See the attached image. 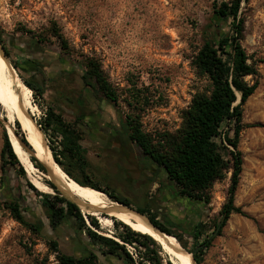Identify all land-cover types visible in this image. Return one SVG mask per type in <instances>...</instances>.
Returning a JSON list of instances; mask_svg holds the SVG:
<instances>
[{
    "label": "rangeland",
    "instance_id": "1",
    "mask_svg": "<svg viewBox=\"0 0 264 264\" xmlns=\"http://www.w3.org/2000/svg\"><path fill=\"white\" fill-rule=\"evenodd\" d=\"M221 1L230 0H0V28L9 61L33 104L27 107L30 119L40 128L47 109L52 107L66 122L76 124L83 132L81 143L96 182L129 198L134 209L148 207L159 220L176 224L177 228H171L184 235L189 247L193 240L181 229L204 220L207 227L200 241L208 237L212 241L203 251L201 264H264V0H241V15L245 18L242 44L260 74L258 88L243 106L245 128L239 142L243 170L235 204L246 215L232 214L215 235V223L222 220L220 210L228 198L231 171L214 182L209 190L210 202H198L202 208L192 210L175 199L167 202L162 196L163 177L157 165L144 158L134 144L112 133L118 116L132 112L125 100L134 85L147 97L141 112L146 132H173L181 126L184 109L194 94L209 84L197 74L193 59L210 32L214 5ZM55 30L63 39L54 35ZM32 36L43 40L36 50L30 47ZM65 53L71 57L70 63ZM91 58L101 63L120 95L119 103L101 95L98 103L81 106L85 84L80 64ZM39 91L43 94L38 95ZM0 102L1 181L4 133L7 131L11 138L10 127L16 132L18 119L12 106H6L1 99ZM10 114L14 115L12 124ZM222 130L233 136L228 123L222 125ZM22 132L26 134L23 129ZM49 139L44 133V147L50 144ZM26 153L30 160L32 155ZM17 156L25 177L20 174V166L8 167L6 183L0 184V196L12 195L19 200L25 218L39 231L17 222L0 198V264H59L50 248L51 240L57 241L60 251L68 255L84 257L94 251L99 264H124L119 257L102 254L87 230L79 228L75 217L65 218L55 228L51 226L48 209L42 205L43 195L30 187L32 184L42 193L55 194L47 183L51 181L48 173L32 160L37 169L28 165L26 157ZM85 220L95 232L117 240L126 250V244L132 245L134 264H151L144 259V248L138 243H125L116 237L123 228L114 221L109 226L110 220H106L107 226H103L98 220L96 228L90 219ZM162 256L165 264L167 260L175 264L166 253Z\"/></svg>",
    "mask_w": 264,
    "mask_h": 264
},
{
    "label": "trees",
    "instance_id": "2",
    "mask_svg": "<svg viewBox=\"0 0 264 264\" xmlns=\"http://www.w3.org/2000/svg\"><path fill=\"white\" fill-rule=\"evenodd\" d=\"M241 14V0L215 3L210 32L193 59L197 74L204 77L209 84L206 89L194 94L191 103L182 113V123L179 128L173 132L169 130L156 133L146 132L142 126L141 112L147 105V97L136 85L130 88L131 94L125 100L132 112L125 115L120 114L113 129L111 128L113 135L134 144L144 158L157 165L163 177L160 182L163 189L167 190L166 193H172L174 199L177 202L180 201L183 206L196 202L208 204L210 202L209 190L214 182L225 178L226 172L231 171L228 198L220 210L223 219L220 231L232 214L246 215L243 209L235 204V193L243 170V153L239 149V142L241 132L245 128L243 106L260 84L256 62L253 60L250 62L251 56L242 44L245 36V18ZM54 33L59 39H63L57 30ZM0 40L9 56L4 43V31L1 28ZM32 40L37 47L43 43L39 36H34ZM63 43L67 45L65 40ZM64 55L70 63L69 54ZM80 69L82 70L81 78L85 84V92L80 98L82 107L86 103H98L101 95L115 104L119 103L120 95L107 79L98 60L88 59L80 64ZM24 82L35 92L38 91L32 83ZM41 94H43L42 91H39L38 95ZM224 123H228L233 136H230L228 131L223 132ZM39 124L41 130L50 137V144L46 143L45 147L68 176L83 186L105 192L113 202L118 201L133 207L129 198L122 196L112 187L101 186L94 180L90 170V160L81 143L83 132L76 124L66 122L62 115L52 107L47 109L45 118ZM16 125V133L32 149L26 134L22 132L20 121L16 120ZM218 137L220 141H217ZM17 157L13 142L8 132L5 131L0 184L6 183L10 166L15 169L16 166H20V174L25 177L26 172ZM31 160L37 168L47 173L44 164L35 156H31ZM47 183L55 194L42 193L32 184L30 187L38 195H43L42 205L48 209V218L52 227H57L67 217H75L79 228L87 230L91 242L99 247L102 254L119 257L124 260V264H134V259L127 252L125 245L95 232L87 226L85 218L90 219V224L96 228H99V222L107 226L105 222L110 220V226L114 221L118 228L120 226L123 228L116 236L118 239L125 243H138L144 248L142 252L144 259L151 264H165L162 256L164 252L152 236L135 231L117 217L103 212L82 211L75 200L67 197L64 190L59 189L52 181ZM0 198H2L1 204L10 211L17 222L31 231H39L37 225L25 218L19 200L12 195L0 196ZM135 209L143 213V216L147 215L164 232L175 236L188 252L203 245L193 254L196 264H201L203 251L211 245L212 241L209 237L200 241L207 227L204 220L192 223L189 227L187 226L186 230L178 228L192 238V247H189L184 235L171 228L172 226L174 229L177 228L176 224L159 220L158 215L148 207L137 206ZM220 222L215 223V229ZM50 248L56 254L59 264H99L98 254L94 251H90L84 257H75L61 252L55 240L50 241ZM167 264H172V262L167 260Z\"/></svg>",
    "mask_w": 264,
    "mask_h": 264
},
{
    "label": "bare ground",
    "instance_id": "3",
    "mask_svg": "<svg viewBox=\"0 0 264 264\" xmlns=\"http://www.w3.org/2000/svg\"><path fill=\"white\" fill-rule=\"evenodd\" d=\"M0 99L6 106H12L14 108L16 114L15 118L20 121L26 133L27 140L33 147L34 156L49 169V173L47 172L49 179L54 182L59 189L64 190L67 193V197L69 196L68 198L75 200L82 211L103 212L107 215L117 217L135 231L152 236L161 246L163 252L166 253L175 264H195L192 254L183 248L175 237L161 233L149 223L145 216L123 204L111 201L105 193L95 190L92 187L81 186V184L63 171L52 158L48 152L49 150L44 147V133L29 117L27 107H32L33 104L30 100L28 90L22 83L18 72L12 66L9 59L4 56L1 48ZM13 119L14 115L10 114V124H12ZM9 132L16 153L26 157L28 165L37 169L31 162V159H27V153L22 149L14 135L13 127H10Z\"/></svg>",
    "mask_w": 264,
    "mask_h": 264
},
{
    "label": "water",
    "instance_id": "4",
    "mask_svg": "<svg viewBox=\"0 0 264 264\" xmlns=\"http://www.w3.org/2000/svg\"><path fill=\"white\" fill-rule=\"evenodd\" d=\"M0 48H1V50L3 51V54H4V56H6L7 58H8V56H7V54H6V51H5V48H4V46H3V44H2V42H1V40H0ZM238 103V102H237ZM14 135L16 136V138H17V140L19 141V143L21 144V146H22V148L24 149V150H26L27 152H29L32 156H34V152H33V147H32V149H30L21 139H20V137H19V135L14 131ZM28 141V140H27ZM30 144V143H29ZM31 145V144H30ZM45 166V165H44ZM46 167V166H45ZM46 169H47V172L49 173V169L46 167ZM81 186H83V185H81ZM85 187H88V186H85ZM93 189H95V188H93ZM95 190H97V189H95ZM98 191H100V192H103V191H101V190H98ZM103 193H105V192H103ZM106 194V193H105ZM107 195V194H106ZM109 198H110V196L109 195H107ZM72 201V200H71ZM73 202V201H72ZM116 202H118V201H116ZM75 204H76V202H74ZM118 203H120V202H118ZM120 204H122V203H120ZM78 205V204H77ZM124 205V204H123ZM124 206H127V205H124ZM127 207H129V208H131V209H134L133 207H131V206H127ZM80 208V207H79ZM135 211H137L136 209H135ZM137 212H139V211H137ZM139 213H141V212H139ZM141 214H143V213H141ZM146 215V214H145ZM146 217L148 218V221H149V223L154 227V228H156L157 230H159L161 233H164V234H166V235H168V236H173L172 234H169V233H166V232H164L160 227H158L157 225H155L150 219H149V217L146 215ZM222 222H223V219L221 220V222H220V224L218 225V227H217V229H216V231H215V235L218 233V231L221 229V226H222ZM173 237H175V236H173ZM179 242V241H178ZM182 246V245H181ZM183 247V246H182ZM201 247H203V245H201V246H199L198 248H196V249H194L192 252H190L191 254H192V256H193V254L199 249V248H201ZM184 248V247H183ZM193 260H194V262H195V264H196V261H195V259H194V257H193Z\"/></svg>",
    "mask_w": 264,
    "mask_h": 264
},
{
    "label": "crops",
    "instance_id": "5",
    "mask_svg": "<svg viewBox=\"0 0 264 264\" xmlns=\"http://www.w3.org/2000/svg\"><path fill=\"white\" fill-rule=\"evenodd\" d=\"M162 196L165 198V200H167V202L169 201V200H173L175 197H174V195L172 194V193H166V192H163L162 193ZM188 208L189 209H192V210H197L198 208H202V206L201 205H199L198 204V202H196V203H194V204H189L188 205Z\"/></svg>",
    "mask_w": 264,
    "mask_h": 264
},
{
    "label": "built area",
    "instance_id": "6",
    "mask_svg": "<svg viewBox=\"0 0 264 264\" xmlns=\"http://www.w3.org/2000/svg\"><path fill=\"white\" fill-rule=\"evenodd\" d=\"M126 246H127V251L129 252V254H131V256L133 257V259L136 260L135 254L131 250V249H133L132 245L126 244Z\"/></svg>",
    "mask_w": 264,
    "mask_h": 264
},
{
    "label": "flooded vegetation",
    "instance_id": "7",
    "mask_svg": "<svg viewBox=\"0 0 264 264\" xmlns=\"http://www.w3.org/2000/svg\"><path fill=\"white\" fill-rule=\"evenodd\" d=\"M30 42V47L34 50V48H35V50L37 49V45L32 41H29ZM72 68H74V66L72 65ZM89 105L91 106V105H93V103H89Z\"/></svg>",
    "mask_w": 264,
    "mask_h": 264
}]
</instances>
